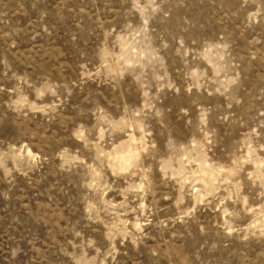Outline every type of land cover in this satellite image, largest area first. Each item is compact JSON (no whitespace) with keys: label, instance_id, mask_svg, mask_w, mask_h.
I'll use <instances>...</instances> for the list:
<instances>
[{"label":"rangeland","instance_id":"obj_1","mask_svg":"<svg viewBox=\"0 0 264 264\" xmlns=\"http://www.w3.org/2000/svg\"><path fill=\"white\" fill-rule=\"evenodd\" d=\"M0 264H264V0H0Z\"/></svg>","mask_w":264,"mask_h":264}]
</instances>
